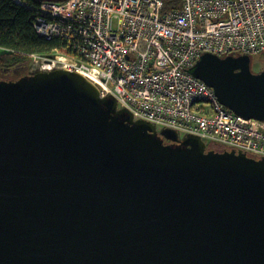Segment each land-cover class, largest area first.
Instances as JSON below:
<instances>
[{"label":"water","instance_id":"water-1","mask_svg":"<svg viewBox=\"0 0 264 264\" xmlns=\"http://www.w3.org/2000/svg\"><path fill=\"white\" fill-rule=\"evenodd\" d=\"M189 72L264 123L249 55ZM0 264H264V158L133 119L76 71L0 79Z\"/></svg>","mask_w":264,"mask_h":264},{"label":"built area","instance_id":"built-area-1","mask_svg":"<svg viewBox=\"0 0 264 264\" xmlns=\"http://www.w3.org/2000/svg\"><path fill=\"white\" fill-rule=\"evenodd\" d=\"M31 6L34 31L61 41L42 57L50 68L84 75L100 96L116 100L117 109L157 130L197 135L208 148L264 158V123L234 113L189 72L202 53L264 52V0H181L173 9H164L163 0L41 1Z\"/></svg>","mask_w":264,"mask_h":264},{"label":"trees","instance_id":"trees-1","mask_svg":"<svg viewBox=\"0 0 264 264\" xmlns=\"http://www.w3.org/2000/svg\"><path fill=\"white\" fill-rule=\"evenodd\" d=\"M24 1L23 4H17L13 0H0V71L2 72L22 71V75L29 73L32 55L46 57L52 49L61 45L59 39H46L34 31L31 25L33 15L31 5L41 1L64 0ZM163 2L164 9H173L180 6L181 0H163Z\"/></svg>","mask_w":264,"mask_h":264},{"label":"rangeland","instance_id":"rangeland-1","mask_svg":"<svg viewBox=\"0 0 264 264\" xmlns=\"http://www.w3.org/2000/svg\"><path fill=\"white\" fill-rule=\"evenodd\" d=\"M44 58L40 56H36L35 59L32 60L29 68V72H35L38 69H43V68H50L49 63H44ZM264 68V52L261 54H256L251 58V70L252 71H257L261 70ZM22 71L18 73H13L11 71H0V79H14L20 75H22ZM183 135H181L182 137Z\"/></svg>","mask_w":264,"mask_h":264},{"label":"flooded vegetation","instance_id":"flooded-vegetation-1","mask_svg":"<svg viewBox=\"0 0 264 264\" xmlns=\"http://www.w3.org/2000/svg\"><path fill=\"white\" fill-rule=\"evenodd\" d=\"M251 58V57H250ZM264 69V68H263ZM263 69H261V70H263ZM260 70V71H261ZM254 72V71H253ZM255 72H259V70H257V71H255ZM163 141H164V143H170V141L169 140H166V139H163Z\"/></svg>","mask_w":264,"mask_h":264},{"label":"clouds","instance_id":"clouds-1","mask_svg":"<svg viewBox=\"0 0 264 264\" xmlns=\"http://www.w3.org/2000/svg\"><path fill=\"white\" fill-rule=\"evenodd\" d=\"M252 58V56H250Z\"/></svg>","mask_w":264,"mask_h":264}]
</instances>
